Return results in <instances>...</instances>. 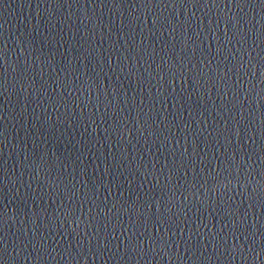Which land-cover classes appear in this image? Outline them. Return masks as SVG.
Here are the masks:
<instances>
[{
  "label": "water",
  "instance_id": "obj_1",
  "mask_svg": "<svg viewBox=\"0 0 264 264\" xmlns=\"http://www.w3.org/2000/svg\"><path fill=\"white\" fill-rule=\"evenodd\" d=\"M49 97L34 0H0V264H54Z\"/></svg>",
  "mask_w": 264,
  "mask_h": 264
}]
</instances>
